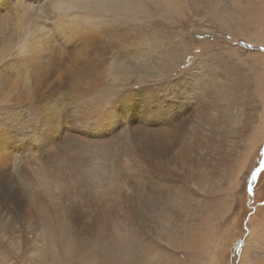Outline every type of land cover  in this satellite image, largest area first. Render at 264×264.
<instances>
[{
	"label": "rangeland",
	"instance_id": "1",
	"mask_svg": "<svg viewBox=\"0 0 264 264\" xmlns=\"http://www.w3.org/2000/svg\"><path fill=\"white\" fill-rule=\"evenodd\" d=\"M52 1L0 0V166L7 169L0 184L12 178L20 207L12 231L0 221V264H108L101 247L123 253L138 244L148 255L145 264H264V0H223L232 18L219 24L205 10L206 0H193L204 12L193 24L173 20V33L156 18L134 24L119 13H67L68 20L95 29L94 37L61 30V12ZM132 27L143 29L133 36ZM105 28V41H97ZM172 44L181 48L175 59ZM223 74L244 87L246 116L240 100L235 106L219 96L214 101L217 94L206 98ZM148 95L165 97L167 105ZM195 97L206 105V116L175 148L154 134L151 148L143 149L141 139L134 148L131 131L133 150L124 154L126 149L106 144L116 141L115 130L96 137L94 128L75 127L101 105L123 120V102L128 125L146 120L154 130L163 119L172 126L197 108ZM155 112L157 119L148 116ZM104 123L114 128L110 120H101L100 128ZM71 175L82 182L83 199L74 194L75 179L68 195L65 176ZM151 192L158 193L157 207L148 201ZM105 195L121 202L107 211L110 219L103 213L107 206H100ZM255 230L258 235L250 236Z\"/></svg>",
	"mask_w": 264,
	"mask_h": 264
},
{
	"label": "bare ground",
	"instance_id": "2",
	"mask_svg": "<svg viewBox=\"0 0 264 264\" xmlns=\"http://www.w3.org/2000/svg\"><path fill=\"white\" fill-rule=\"evenodd\" d=\"M46 1V0H45ZM144 1V3H142ZM221 1H222V4H221ZM206 0L205 2V5H204V8L206 11H210V18H213L215 19V21L217 20L218 24L219 23H223V19L224 18H232V13L231 12H228L226 10V8L222 7L224 6L223 5V0ZM233 1V0H232ZM235 1V0H234ZM204 2H201V3H204ZM47 3V2H46ZM53 5H55V9H58L60 12H61V16H62V20L59 22V25H60V29L63 30L65 33H69V34H74V33H79V32H86L84 31L83 29H85L84 27V23H81L80 20L78 19H69L68 20V12H74V11H80V12H84V11H89L90 9L92 10L93 13L97 12V11H100L101 13L103 14H116V13H119L120 17H123L122 19H124V21L126 23H134V24H137V22L139 20H141L140 22H144V21H148V20H153V18H156V19H160V21H166L168 23V29L170 32L173 33V29H171V26H173L175 24V22H180V19L181 18H184L182 20V23L184 24H193L194 22V19H196L197 16H201V14L204 12V10H201L200 7L198 8V6H200L198 4L195 5V3L197 4L196 1H193V0H53L52 1ZM27 6V4H25ZM24 6V5H23ZM196 6V7H195ZM193 7L192 9V13H187V11H190V8ZM195 7V8H194ZM23 8V7H22ZM21 8V9H22ZM28 8V6H27ZM157 8V11H154V9ZM16 9V8H15ZM19 9V8H18ZM26 9V7L24 8V10ZM65 9V11H63ZM224 9V10H223ZM22 9V11H24ZM19 11V10H18ZM26 11H29L30 10H26ZM205 11V12H206ZM25 12V11H24ZM28 12V13H29ZM201 12V13H200ZM86 13V12H84ZM26 14V13H25ZM23 14L24 16H27ZM86 15H88L86 13ZM204 15V14H203ZM207 15V13L205 14ZM22 16V15H21ZM30 16V15H29ZM28 16V17H29ZM208 16V15H207ZM13 17V16H12ZM33 17V16H32ZM119 17V18H120ZM7 18V17H6ZM5 18V19H6ZM23 18V16L21 17ZM204 18V17H203ZM206 18V17H205ZM4 19V18H3ZM58 19V18H57ZM198 19V18H197ZM248 18H246L247 20ZM13 20V19H12ZM26 20V19H25ZM175 22H174V21ZM123 21V20H122ZM213 21V20H211ZM227 21V19H226ZM231 21V20H230ZM142 22V23H143ZM7 23V22H6ZM14 23V22H13ZM145 23V22H144ZM148 23V22H147ZM146 23V24H147ZM230 24V23H228ZM17 25V23H16ZM127 25V24H125ZM142 25V24H140ZM150 25V24H149ZM149 25L147 24V26L149 27ZM196 25V24H195ZM227 25V23H226ZM36 26V25H34ZM124 26V25H123ZM145 26V25H144ZM143 26V28H144ZM185 26V25H184ZM191 26V25H189ZM187 26V27H189ZM194 26V25H193ZM192 26V28H193ZM231 27V24L229 25ZM38 27V26H37ZM122 28V26H120ZM146 27V26H145ZM147 27V28H148ZM229 27V28H230ZM21 28V27H20ZM23 28V27H22ZM27 28V27H26ZM25 28V29H26ZM29 29L32 27H28ZM131 28V27H130ZM134 31H132V35H136L137 32L141 31L143 28H139V30H137L136 28L137 27H132ZM19 29V28H18ZM30 29V31H31ZM126 29V28H125ZM21 30V29H20ZM120 30V29H119ZM130 30V29H129ZM132 30V29H131ZM195 30H196V27H195ZM25 31V30H24ZM23 31V33H24ZM110 31V30H108ZM124 31V30H123ZM128 31V30H126ZM148 31V30H147ZM242 31V30H241ZM113 32V31H112ZM111 32V33H112ZM115 32V31H114ZM237 32V31H236ZM27 34V32H25ZM24 33V34H25ZM123 33V32H122ZM150 33H155V31L151 30V27H150ZM242 33H244V36L247 37V40L250 41L251 43L254 42V43H259L258 41L256 40H253L252 39V36L246 34L244 31H242ZM124 34V33H123ZM122 34V35H123ZM147 34V33H146ZM240 34V33H239ZM237 34V35H239ZM35 36H37L36 34H34ZM101 37L98 38V37H95V39L97 38V41H100V40H104L105 37H106V28L104 29V31H102L100 33ZM115 36V35H114ZM153 36V35H152ZM151 36V37H152ZM147 36H145L146 38ZM158 38V37H156ZM36 39V38H35ZM99 39V40H98ZM136 39V38H135ZM148 39V38H147ZM34 40V38H33ZM155 40V39H154ZM105 41V40H104ZM157 42V41H156ZM163 43L164 42H167L166 40L162 41ZM34 43V42H33ZM100 43V42H99ZM152 44V42H151ZM149 44V45H151ZM159 44V43H158ZM158 44H155V45H158ZM161 44V43H160ZM159 44V45H160ZM148 45V47H149ZM153 46V44H152ZM157 47V46H156ZM8 48V47H7ZM147 48V47H146ZM149 49V48H148ZM151 49V48H150ZM149 49V50H150ZM158 49V48H157ZM147 50V49H146ZM134 51V50H133ZM140 51V50H139ZM154 51V49H153ZM136 53L139 54V52L136 51ZM142 53V52H140ZM146 54V53H145ZM139 56L141 57L142 55L139 54ZM258 57V56H257ZM256 58V57H255ZM261 58V57H260ZM142 59V57L140 58ZM130 60V59H129ZM258 60V59H257ZM125 62V60H124ZM262 62L260 63H255L256 66L258 65H263ZM152 66V64H151ZM150 67V66H149ZM216 74V73H215ZM157 75V74H156ZM160 75V74H159ZM224 75V74H223ZM143 76V75H142ZM227 76V77H226ZM155 77V76H154ZM160 77V76H159ZM158 77V78H159ZM148 78V77H147ZM146 78V79H147ZM153 78V77H152ZM157 79V78H156ZM219 81L217 80L216 78V82L209 85L208 88L211 89L210 91V94L207 93L206 94V98L209 96V95H215L214 97V101L216 99V96L218 97H223L225 99H227L228 101H230L233 105L235 106H238L239 105V100L241 101L242 103V107L244 109V115H245V106H248L249 104L246 102V98L243 97L244 96V90L243 89L244 87H242L240 89L239 87V81L236 82V80H234V78H230V75L228 76L227 74L224 75V76H220V78H218ZM159 80V79H158ZM164 80V79H162ZM215 80V79H214ZM161 81V80H159ZM209 83V82H208ZM16 84V83H15ZM180 84V83H179ZM195 88V87H194ZM247 88V87H246ZM206 89V88H205ZM150 90V89H149ZM146 91V90H145ZM207 91V90H206ZM151 92V91H150ZM153 92V91H152ZM155 92V91H154ZM247 92V91H246ZM249 92V91H248ZM149 93V92H148ZM155 94V93H154ZM161 94V93H159ZM152 95V94H151ZM156 96V95H155ZM154 95L153 96H150L148 95V97H150V100L152 102H154L155 104H162V106L164 105H167L166 103V100L163 98V96H161L162 98L161 99H158L156 98ZM198 96V95H196ZM247 96V95H246ZM160 98V97H159ZM199 98H196L194 100H196V103L195 105L198 104L197 108L195 110H192L191 112L189 111V113L185 114L184 116L185 117H182L180 118L176 124L174 125H170L169 121L166 122L162 119V121H158V119L156 118L155 113L153 114H148L149 117L151 118H154V119H157L156 122H157V127L158 129H154L152 130V125L151 123H148L145 121H139V123L137 124H134V125H128L127 124V120H126V117L128 114V107L127 105L125 104V102H123L121 104V117H123V120H121V118H116L114 117V113L111 112V113H107V112H103V109L102 107L101 108H98L99 111H94L92 113V111H90L89 115L91 114V116L88 117V120H89V123H90V128H94V134L97 135L96 137H101L104 135L105 132L107 131H112V130H115V132L118 134L117 137H116V141H107L106 144H110L111 146H114V147H122L121 150L123 149H126L124 151V154H128V152H130L131 150H133V147H130V136H131V131H132V135H133V141H134V148H137L139 143L138 141L141 139V145H142V148L143 149H147V148H151V142L154 140L153 137H152V134H154L155 136H157L160 140V142H164L165 144L167 145H172L173 148H175V146H177V143H179L180 141V138L183 137L184 133L186 134L189 130H190V126L196 121V119H198L200 116L204 115L206 116V105L204 103H199L197 100ZM202 101V100H201ZM214 103V102H213ZM147 105L150 106V104L148 103ZM154 105V104H152ZM194 105V104H193ZM194 105V106H195ZM114 107V106H113ZM80 109V107H78ZM82 108V107H81ZM137 108H141V107H137ZM144 109V108H143ZM147 110H149V108H146ZM92 110V109H91ZM146 110V111H147ZM156 111V110H155ZM85 112V111H83ZM118 115V114H116ZM144 116V115H143ZM246 116V115H245ZM133 117V116H132ZM56 119V117H55ZM136 119V118H135ZM54 120V119H53ZM101 120H110L113 124H114V128H109V126H105V123L102 125V128H100L99 126V123ZM151 122V121H150ZM154 122V121H153ZM159 122V123H158ZM167 126H171L170 128H167ZM240 129H243L242 126H240ZM77 128V127H76ZM88 128V127H87ZM122 129V131L118 130V129ZM79 129V128H78ZM44 131V130H43ZM75 131V130H74ZM77 131V130H76ZM120 131V132H119ZM67 132V131H66ZM72 132V131H71ZM79 132V131H78ZM91 132V131H89ZM12 133V132H11ZM43 133V132H42ZM92 133V132H91ZM2 134H4L2 132ZM1 134V135H2ZM81 134V133H80ZM93 134V133H92ZM151 136L149 137L148 135ZM74 135V134H73ZM107 135V134H106ZM109 135V134H108ZM116 135V134H115ZM77 137V135H75ZM92 136V135H90ZM94 136V135H93ZM110 136V135H109ZM17 138V137H16ZM50 138V137H49ZM81 138V137H80ZM113 138V137H112ZM236 138V137H235ZM21 139V138H20ZM69 140V138H67ZM49 140V139H48ZM74 140V138H73ZM72 140V142H73ZM87 140V139H86ZM2 141V140H1ZM18 141V140H17ZM85 141V140H84ZM101 140L99 139V142ZM76 142V141H75ZM80 142V141H79ZM82 142V141H81ZM89 141H85V143ZM93 142V140H92ZM95 142V141H94ZM103 142V141H102ZM101 142V143H102ZM114 142V143H113ZM42 143V142H40ZM47 143V142H46ZM49 143V142H48ZM83 143V142H82ZM84 143V144H85ZM1 144V143H0ZM38 144V143H37ZM69 146H70V142L68 143ZM67 144V145H68ZM181 144V143H180ZM42 145V144H41ZM44 145V144H43ZM40 146V145H39ZM51 146V145H50ZM77 146V145H76ZM84 146V145H83ZM86 146V145H85ZM84 146V147H85ZM89 146V145H87ZM103 146V145H102ZM110 146V147H111ZM1 147V146H0ZM46 147H47V144H46ZM62 147H63V144H62ZM71 147H72V144H71ZM80 147V146H79ZM97 147V146H96ZM215 147V146H214ZM57 148V147H56ZM100 148V147H99ZM103 148V147H101ZM106 148V146L104 147ZM109 147L106 148V150L108 149ZM5 147L3 148V151H4ZM61 149V148H60ZM76 149V148H75ZM79 150V148H77ZM98 149V148H97ZM112 149V147L110 148ZM165 149L169 150L167 147H165ZM69 150V149H68ZM87 150V149H85ZM91 150V149H90ZM103 150V149H101ZM112 150H115L112 149ZM117 150V149H116ZM216 150V149H214ZM75 151V150H74ZM93 151V150H92ZM105 151V149H104ZM109 151V150H108ZM149 151V149H148ZM159 151V149H158ZM91 152V151H90ZM88 151V153H90ZM110 152V151H109ZM214 152V151H213ZM73 153V152H72ZM75 153V152H74ZM82 153V152H81ZM86 153V151H85ZM94 153V152H93ZM98 153V152H97ZM104 153V152H103ZM103 153H101L103 155ZM108 153V152H107ZM120 153V152H119ZM118 153V154H119ZM100 154V153H99ZM108 154H112V153H108ZM117 154V155H118ZM122 154V153H121ZM1 155V154H0ZM56 155V154H55ZM68 155V153H67ZM77 155V154H76ZM95 155V154H94ZM100 155V156H102ZM105 155V154H104ZM168 155V154H167ZM72 156V155H71ZM70 155H68V157L70 158L71 157ZM107 156H110V155H107ZM107 156L105 155L104 157H106V159L108 160ZM122 156V155H120ZM124 156V155H123ZM169 156V155H168ZM53 156H51L52 158ZM57 157V155H56ZM78 157V156H77ZM97 157V156H96ZM117 157V156H116ZM173 157V156H172ZM44 158V157H43ZM50 158V157H49ZM55 158V157H54ZM66 158V157H64ZM99 158V155L98 157ZM96 158V159H97ZM111 158V157H110ZM122 158V157H121ZM119 158V159H121ZM8 159H12L11 157L8 158ZM53 159V158H52ZM59 159V158H56V160ZM62 159V158H61ZM77 159V158H76ZM102 159V157H101ZM104 159V165L107 166V160ZM5 160H7L5 158ZM56 160H52V162H55ZM114 160H115V157H114ZM4 161V160H3ZM9 161V160H8ZM27 161V160H26ZM34 161V160H32ZM72 161V160H71ZM99 161V160H98ZM97 161V162H98ZM109 161V160H108ZM119 161V160H118ZM31 162V161H30ZM36 162V161H35ZM34 162V163H35ZM58 162V160H57ZM74 162V161H72ZM103 162V161H102ZM132 162L135 163V158H132ZM51 163V162H50ZM49 163V164H50ZM56 163V162H55ZM59 163V162H58ZM95 163V162H94ZM100 163V162H99ZM9 164V163H8ZM8 164H4V165H7ZM15 164V162L13 163ZM36 164V163H35ZM53 164V163H51ZM61 164V163H60ZM103 164V163H102ZM101 164V165H102ZM2 165V164H0ZM28 165V164H27ZM102 166L103 168H106L105 166ZM35 166V165H33ZM51 166V165H50ZM73 166V165H72ZM95 166H98L99 165H96ZM13 167V166H12ZM29 167V166H28ZM52 167V166H51ZM63 167V166H62ZM37 168V166H36ZM59 168V167H58ZM109 167L106 168V170L108 169ZM27 169V168H26ZM55 169V168H54ZM9 170V169H8ZM105 170V169H104ZM103 170V171H104ZM1 171H7V169H5L4 166H0V172ZM11 171V170H10ZM36 171V170H35ZM50 171V170H49ZM53 171V170H51ZM98 171V170H97ZM40 172V171H38ZM99 172V171H98ZM102 172V171H101ZM109 172V170L107 171ZM7 173V172H6ZM36 173V172H35ZM105 173V172H104ZM1 174V173H0ZM9 174L11 175V172H9ZM34 174V173H33ZM37 174V173H36ZM44 173H42V175H40L39 177L42 179V181H47L49 176L47 175H43ZM50 174V173H49ZM48 174V175H49ZM92 174V173H91ZM90 174V176H91ZM100 174V173H99ZM108 175H110L109 173H107ZM8 175V173H7ZM35 175V174H34ZM39 175V174H38ZM104 175V174H103ZM102 175V176H103ZM107 175V176H108ZM37 176V175H36ZM86 176V175H85ZM101 176V175H100ZM106 176V175H105ZM106 176V178H107ZM114 176V175H112ZM111 176V177H112ZM88 177V175H87ZM110 177V179H111ZM117 177V176H116ZM115 177V178H116ZM166 178V177H165ZM75 179V180H73ZM92 179V178H91ZM72 180L74 181V183L76 184L75 186V189H74V194L76 197H80L83 199V193H82V190H83V187L80 185V183H82L80 180L74 178L72 175L71 176H65V186L67 188V193L68 195H70V193H72V190H73V185L74 183L72 184ZM93 180V179H92ZM107 180V179H106ZM6 181V180H5ZM95 181V180H94ZM10 183V184H9ZM13 180L12 178L9 179L8 183H6V186H4V184H0V221H3L8 230L9 231H12L10 227H12L13 225H16V219H17V216H18V213L20 211V207H19V204H18V200L16 198V194H15V191H12L13 188H11V184H13ZM89 183V182H88ZM99 184V183H98ZM103 184V183H102ZM113 184V183H112ZM104 185V184H103ZM14 186V185H13ZM113 186V185H111ZM155 186V185H154ZM92 187V186H91ZM153 187V186H152ZM85 188V187H84ZM111 189V188H110ZM114 189V188H113ZM93 191V189L91 190ZM96 192V191H95ZM98 192V191H97ZM86 193V191H85ZM91 194V193H90ZM107 194H112L111 192L110 193H107ZM116 194V193H115ZM73 195V194H72ZM158 196V193H153L151 192L150 195L148 196V201L150 200V203L157 207L158 204H157V201H155V198ZM89 197V196H88ZM87 197V198H88ZM107 197V195L103 196V197H100L99 198H103V200L101 201V204H99L100 200L99 199H96L98 200V204L100 206H107V207H103V213H104V216L107 217V219H110V216L109 214H107V211H110V210H114V209H118V208H121V205H120V201H118V198L115 197V199H109V197ZM105 198V199H104ZM23 199V198H22ZM93 200V199H92ZM157 200H159L157 198ZM165 200H167L165 198ZM89 201V200H88ZM91 201V200H90ZM160 201V200H159ZM39 202V201H38ZM94 202V201H93ZM164 202V201H163ZM73 204V203H72ZM87 205V204H86ZM93 205V204H92ZM97 205V203H96ZM98 205V207H99ZM71 206V205H70ZM85 206V205H84ZM34 207V206H33ZM79 207V206H78ZM150 209L152 211H150V209L148 210V213L151 212L153 215H154V209L152 206H149ZM84 208V207H83ZM87 208V207H86ZM94 208V207H93ZM101 208V207H100ZM99 208V213H101V210ZM109 208V209H108ZM92 209V208H91ZM98 209V208H97ZM104 210H106L104 212ZM91 211V210H90ZM93 211V209H92ZM96 211V210H95ZM88 212V211H87ZM98 215V214H97ZM147 215V214H146ZM144 215V219H145V216ZM69 217V215H68ZM72 218V217H71ZM105 218V217H104ZM147 218V217H146ZM33 220V218H31ZM31 220V221H32ZM100 220L102 223H105L106 225V220L102 219L100 217ZM8 222V223H7ZM109 222V221H107ZM112 222V221H111ZM110 223V222H109ZM102 227V226H101ZM108 227H110L108 225ZM103 228V227H102ZM109 229V228H108ZM104 231V229H103ZM108 232V231H107ZM258 230H255L253 232H251L250 236H257ZM262 232V231H261ZM112 234V233H111ZM134 241V240H133ZM133 244V243H132ZM195 244V243H193ZM125 247V246H124ZM124 252L121 253V252H118L116 251L115 248H110L108 246H103L100 248V252H101V256L103 257V259H105L108 264H145L146 262V258H147V254L145 252V248H143L142 246L139 247V244L137 245V248H131V247H125V249H123ZM68 252V251H67ZM117 257H121L120 258H117ZM177 262V261H176ZM76 264V263H75ZM100 264V263H99Z\"/></svg>",
	"mask_w": 264,
	"mask_h": 264
},
{
	"label": "snow or ice",
	"instance_id": "3",
	"mask_svg": "<svg viewBox=\"0 0 264 264\" xmlns=\"http://www.w3.org/2000/svg\"><path fill=\"white\" fill-rule=\"evenodd\" d=\"M53 7H55V5H53ZM86 32H89L90 34H93L94 37V33H95V29L93 28H85L83 29ZM96 47L99 48V43L97 42ZM171 48V53L170 55L172 56L173 59L176 58V56L179 54V52L181 51V48L177 45V44H172L170 45ZM183 61H181L182 63ZM100 107H103V105H101ZM95 111H99V109H94ZM75 127L77 128H83V127H90L89 121L88 120H81L76 122Z\"/></svg>",
	"mask_w": 264,
	"mask_h": 264
},
{
	"label": "water",
	"instance_id": "4",
	"mask_svg": "<svg viewBox=\"0 0 264 264\" xmlns=\"http://www.w3.org/2000/svg\"><path fill=\"white\" fill-rule=\"evenodd\" d=\"M263 167H264V165L261 167V169H260V170H262V169H263ZM260 170H259V171H260Z\"/></svg>",
	"mask_w": 264,
	"mask_h": 264
},
{
	"label": "trees",
	"instance_id": "5",
	"mask_svg": "<svg viewBox=\"0 0 264 264\" xmlns=\"http://www.w3.org/2000/svg\"><path fill=\"white\" fill-rule=\"evenodd\" d=\"M236 253V252H235Z\"/></svg>",
	"mask_w": 264,
	"mask_h": 264
}]
</instances>
